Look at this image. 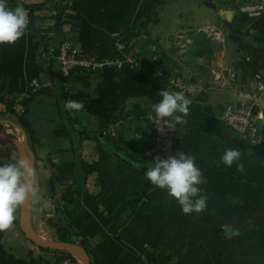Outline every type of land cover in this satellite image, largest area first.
I'll use <instances>...</instances> for the list:
<instances>
[{"label": "crops", "instance_id": "0c3cea01", "mask_svg": "<svg viewBox=\"0 0 264 264\" xmlns=\"http://www.w3.org/2000/svg\"><path fill=\"white\" fill-rule=\"evenodd\" d=\"M247 2L55 0L38 7L37 33L26 30L15 44L0 45V134L35 155L26 224L36 236L59 241L48 220L61 216L72 241L87 242L90 264H264V14L250 15ZM69 4L75 14L65 13ZM62 41L99 61L130 53L143 67L64 76L42 54L45 44ZM176 74L203 88L191 98L189 114L175 121L174 153L194 156L205 178L207 208L198 214H184L151 185L145 172L155 157L140 154L154 142L153 105L161 91L174 92ZM243 94L251 95L252 112L257 107L261 142L241 137L222 119ZM69 100L83 107L66 109ZM1 135L0 162L30 161L28 151L23 158ZM226 149L241 152L243 171L220 162ZM53 177L59 181L52 189ZM67 188L76 191L68 210ZM17 212L18 223L0 231V264H55L60 253L31 242L20 226L21 206Z\"/></svg>", "mask_w": 264, "mask_h": 264}, {"label": "clouds", "instance_id": "9594fccd", "mask_svg": "<svg viewBox=\"0 0 264 264\" xmlns=\"http://www.w3.org/2000/svg\"><path fill=\"white\" fill-rule=\"evenodd\" d=\"M26 29V10L21 6L10 8L6 0H0V45L15 44L25 35ZM160 95V102L153 105L158 118H172L181 122L189 114L191 100L183 92L163 90ZM65 107L79 110L83 105L69 100ZM241 159L239 150L226 149L220 162L226 167L236 164L237 169L243 171ZM34 175L35 169L26 159L0 162V231L13 226L18 208L27 203L32 192L30 181ZM145 177L151 185L165 190L174 198L184 214H198L207 208L208 197L201 187L205 178L194 156L183 151H176L167 158L157 156L154 165L145 172Z\"/></svg>", "mask_w": 264, "mask_h": 264}, {"label": "built area", "instance_id": "2783aa9c", "mask_svg": "<svg viewBox=\"0 0 264 264\" xmlns=\"http://www.w3.org/2000/svg\"><path fill=\"white\" fill-rule=\"evenodd\" d=\"M25 5L22 7L27 13V25L29 23V13L32 2L30 0H19ZM245 10L252 16H261L264 14V0H247ZM66 14H75L71 5H67ZM206 33L216 40H221V33L215 29H208ZM180 37V36H179ZM48 57L58 62L61 74L70 75L75 69L96 70L105 66L123 68V67H143L130 53H123L122 58L111 61H99L81 54L79 49L68 41H62L60 45H51L48 50ZM234 76V75H233ZM174 92H183L189 100L203 88L196 82H193L181 74L174 75L170 80ZM242 100L235 106H229L223 113L224 123L244 137L253 142H261L256 116L247 106V99L251 95H242ZM150 122L155 133L154 142L151 146L143 149L140 154L143 157L151 158L160 156L167 158L174 153L175 137L177 133V124L172 118H158L155 113L150 117ZM72 256V255H71ZM62 257L55 264H77L74 256Z\"/></svg>", "mask_w": 264, "mask_h": 264}, {"label": "trees", "instance_id": "16d2710c", "mask_svg": "<svg viewBox=\"0 0 264 264\" xmlns=\"http://www.w3.org/2000/svg\"><path fill=\"white\" fill-rule=\"evenodd\" d=\"M54 2H55V0H41V2L37 1V2H33L32 4H30L29 7H31V10H30V13H29V23L27 25V29L26 30H29V31L34 32V33H37L38 32V25H37L36 19L39 18L38 14H37L38 7L40 5H44V4H53ZM6 3H7V5L10 8H13V9L16 8L17 6H21L22 7L23 5H25L23 2H20L19 0H6ZM62 7L63 6H61V5L59 7H57L58 12L63 10ZM49 47L50 46H48V48H47L46 44L44 46L42 54L45 57H48L47 54H48ZM51 61H55V59H52ZM55 62H57V61H55ZM142 65H143V63H142ZM75 70H77V69H75ZM4 100H5V98L3 96H0V101H4ZM31 100H32V97H30L28 99H24L21 104L23 106H27L28 103ZM7 111L12 113V114H18V112L15 109H12L10 107V104H8V106H7ZM19 121L30 132L29 124L26 121V119L24 118V115H19ZM175 141H176V139H175ZM58 181H59V178H57V177H53L51 179L50 186L52 187V189L54 187V184L56 182H58ZM62 200L66 204L67 210H68V208L76 200V191H75V189L74 188H67L66 190H64V192L62 193ZM64 210L66 211V209H64ZM64 210L60 209V212L62 214H64V212H65ZM17 223H18V217H17L16 221L14 222V224H17ZM48 224L52 228H54L56 230L59 241L73 242L72 239H71V225L69 223H66L64 221L63 217L59 216L58 218L49 219L48 220ZM81 244L85 248H87V242L86 241H84ZM55 252L56 253H60L61 258L62 257H70L71 256L69 253H66V252H59V251H55Z\"/></svg>", "mask_w": 264, "mask_h": 264}, {"label": "water", "instance_id": "95a60500", "mask_svg": "<svg viewBox=\"0 0 264 264\" xmlns=\"http://www.w3.org/2000/svg\"><path fill=\"white\" fill-rule=\"evenodd\" d=\"M257 110V107H254L253 109V113L255 114ZM1 135V134H0ZM2 137L7 138L8 140H11L13 143H15V145L19 148L20 153L22 155V157L24 158L26 155V152L28 151L30 154V163L33 166L34 161H35V155L34 153L28 148V146L26 144H24L23 142L7 136V135H1ZM34 179H35V175L34 177L31 179V184H32V192L29 195V199L27 201V203H25L24 205L21 206V218H20V226L22 231L24 232L25 236L33 243H35L36 245L45 248V249H50V250H54V251H59V252H66L69 254H76L79 255L82 259L84 264H90V258L88 255V252L86 250V248L78 243H74V242H65V241H48V240H44L39 238L38 236H36L27 226L26 224V217H27V213H28V209L30 206V202H31V197H32V193H33V187H34Z\"/></svg>", "mask_w": 264, "mask_h": 264}, {"label": "rangeland", "instance_id": "374dc122", "mask_svg": "<svg viewBox=\"0 0 264 264\" xmlns=\"http://www.w3.org/2000/svg\"><path fill=\"white\" fill-rule=\"evenodd\" d=\"M27 155H28L27 157L29 158L30 154L27 153ZM19 209H20V207H19ZM17 213H18V212H17ZM73 256L78 257L79 260H80V264H83L82 258H81L80 256H78V255H76V254H74Z\"/></svg>", "mask_w": 264, "mask_h": 264}]
</instances>
